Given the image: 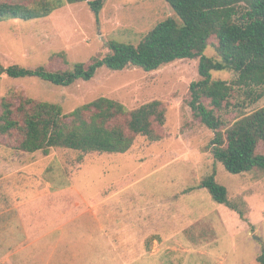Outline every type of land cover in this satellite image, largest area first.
I'll list each match as a JSON object with an SVG mask.
<instances>
[{
  "label": "rangeland",
  "instance_id": "1",
  "mask_svg": "<svg viewBox=\"0 0 264 264\" xmlns=\"http://www.w3.org/2000/svg\"><path fill=\"white\" fill-rule=\"evenodd\" d=\"M169 17L176 14L166 0H105L99 20L87 2L66 4L44 18L0 20V62L67 69L106 53L111 40L138 44ZM57 53H64L66 61L54 56ZM205 54L217 56L213 44ZM213 77L231 82L236 74L214 71ZM199 78V58L176 60L153 71L101 67L92 80L69 86L1 76L0 103L10 90L58 103L65 112L99 97L120 101L130 110L160 100L166 121L156 127L162 139L139 135L123 154L67 148L29 153L16 148L21 138L1 137L0 264H259L257 256L264 249V172L230 173L215 160V132L194 118L189 106L190 85ZM244 98L237 94L231 102L235 104L221 113L226 128L264 107V97L238 104ZM259 151L264 153L263 144ZM213 174L227 187L244 219L200 187ZM71 183L85 196H95L94 201L100 199L99 221L87 214L70 222L58 219L52 224L50 215L46 220L48 195ZM62 202L65 206L66 200ZM127 217L135 227L132 237L121 227ZM99 226L108 228L106 236Z\"/></svg>",
  "mask_w": 264,
  "mask_h": 264
},
{
  "label": "trees",
  "instance_id": "2",
  "mask_svg": "<svg viewBox=\"0 0 264 264\" xmlns=\"http://www.w3.org/2000/svg\"><path fill=\"white\" fill-rule=\"evenodd\" d=\"M82 2L88 3L99 20L105 0H33L31 4L0 0V20L44 18L66 4ZM166 2L176 17L159 22L138 44L111 40L106 53L67 69L4 66L0 62V77H35L56 86H69L78 80H92L101 67L153 71L176 60L199 58L200 78L190 85L189 106L194 118L215 132L211 141L215 160L230 173L255 169L264 172V153L259 151L264 145V107L242 115L227 128L221 114L235 104L231 102L237 94L245 97L238 104L264 97V0ZM210 44L217 56L205 54ZM54 56L66 61L64 53ZM214 71H232L236 77L231 82L215 79ZM165 121L166 108L160 100L130 110L120 101L99 97L65 112L58 103L10 90L0 103V138H21L16 148L29 153L49 154L52 149L67 148L83 153L123 154L139 135L152 141L162 139L156 127ZM215 176L204 179L200 187L208 189L219 204L240 212L244 219V213L229 199L227 187ZM257 261L264 264V249Z\"/></svg>",
  "mask_w": 264,
  "mask_h": 264
},
{
  "label": "crops",
  "instance_id": "3",
  "mask_svg": "<svg viewBox=\"0 0 264 264\" xmlns=\"http://www.w3.org/2000/svg\"><path fill=\"white\" fill-rule=\"evenodd\" d=\"M81 190L82 189L80 187H77L72 183L66 187L64 186L62 188L61 187L55 188L54 192H52L50 196L48 195V198H46L47 200L45 204L46 220L48 221L50 215L52 224H54L53 220L58 221V219L61 221V223L64 220L70 222V221H76L78 220V217L80 216L84 217V214H87L88 218H90V215H92L94 221L95 220L99 221L100 220L99 213L101 207L100 199H98V202H96L94 201L95 196L94 197H90L89 195L85 196V194ZM63 200H66L65 206H64V202H62ZM59 203H62L63 205L61 206ZM96 211L98 212V215L95 214ZM132 222L133 220L130 217H127L125 224L121 226L125 232L124 235L126 237H132L131 232L135 228ZM62 225H61L62 226L61 230L65 226L64 224ZM112 226H109V228L112 229L113 228ZM99 228L101 227L99 226ZM106 229L108 230V228ZM106 229L104 227L101 228V232L103 233V236H106V234L108 233ZM113 229L118 230L117 226H114ZM53 230L51 235H53L56 228Z\"/></svg>",
  "mask_w": 264,
  "mask_h": 264
}]
</instances>
